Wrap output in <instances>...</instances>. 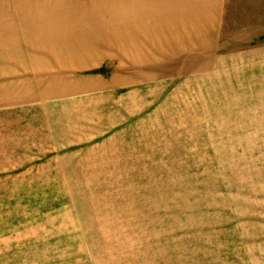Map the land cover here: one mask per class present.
<instances>
[{
    "label": "rangeland",
    "instance_id": "374dc122",
    "mask_svg": "<svg viewBox=\"0 0 264 264\" xmlns=\"http://www.w3.org/2000/svg\"><path fill=\"white\" fill-rule=\"evenodd\" d=\"M126 1L0 0V264H264V0Z\"/></svg>",
    "mask_w": 264,
    "mask_h": 264
},
{
    "label": "crops",
    "instance_id": "0c3cea01",
    "mask_svg": "<svg viewBox=\"0 0 264 264\" xmlns=\"http://www.w3.org/2000/svg\"><path fill=\"white\" fill-rule=\"evenodd\" d=\"M162 3L165 7H167L169 10H158L155 11L153 16L151 14H149L148 11L143 10L141 12L138 11L137 5H138V1L137 3H133V0H127L124 3V6L121 4V7H123L122 9H124V7H126V9L121 10L120 12H116L114 15L115 16H122V15H129L130 18L126 20V22H128L129 24H131L130 26V30H131V40H129V44H122L121 46H115L113 47V49L118 50L121 54L123 55H129L130 53H132L133 51H136L135 47H139L141 45L135 44V40H137V36L142 33V26H145L146 24V20H149L151 22H154V17H157V19H155V22H157V20L163 16L164 14H166L168 12L169 15H175L178 16V18H176L178 23H183V25H181V27H178L176 30L178 32H185L184 35L181 37L185 38H190L191 39H208L211 38L212 35H209L210 32H214L216 30V24H217V15L219 14V10L221 8V2L220 0H162ZM29 8V7H28ZM36 9V8H33ZM162 14V15H161ZM143 15L144 17H148L145 22L143 21ZM147 15V16H145ZM118 18H116L117 20ZM59 20V19H58ZM112 24H114L115 19H112ZM62 22V20H59V23ZM79 22V21H78ZM90 22V21H89ZM42 23H46V22H42ZM56 23V22H55ZM58 23V24H59ZM64 23L67 25V27L69 25H71V23L68 22L67 19L64 20ZM88 23V22H87ZM145 23V24H144ZM148 25V24H147ZM157 25V24H156ZM141 27L140 29H138L139 34H134L132 33V30L134 29V27ZM118 28V27H117ZM100 30V29H99ZM88 31V30H87ZM104 31V30H102ZM113 31L114 33L111 34V36L115 35L118 36L119 34H123V37L128 38L125 33L122 31V29H114V30H110ZM105 32V31H104ZM190 33H193V35H190ZM60 37H66L69 40L72 41H87V45L90 43L89 41H92L91 45L87 46V45H81L77 44L78 48L80 49H87L89 51L88 54H90L91 52L97 51L99 48H104L106 47V44H108V40L114 41L113 43H109L110 45H116L117 41L114 39H107V36H104V38H95L92 37L89 33L84 35H76L71 36L70 34H68V32H66L63 35H58ZM175 37H177V35H174ZM122 37V40H124V38ZM52 40L58 39V37L53 38L51 37ZM179 38V37H178ZM106 41L107 43H105V46H100L102 43L98 42V41ZM75 43V42H73ZM71 46H73L71 43H69ZM62 45V44H61ZM65 45V44H64ZM98 45V46H97ZM189 45L191 46H201V45H205L203 43H189ZM41 46V47H40ZM36 45L35 47L37 49H39V47L42 49V46H44V44L42 45ZM55 46V45H54ZM56 46H60V43H58ZM74 47V46H73ZM179 47V49H181V47L178 45H170L168 47L169 51H175L177 50ZM75 48V47H74ZM43 50V49H42ZM83 51H78V53H82Z\"/></svg>",
    "mask_w": 264,
    "mask_h": 264
}]
</instances>
